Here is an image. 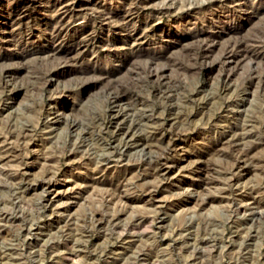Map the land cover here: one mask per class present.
<instances>
[{
    "label": "rangeland",
    "instance_id": "1",
    "mask_svg": "<svg viewBox=\"0 0 264 264\" xmlns=\"http://www.w3.org/2000/svg\"><path fill=\"white\" fill-rule=\"evenodd\" d=\"M0 129V264H264V0H0Z\"/></svg>",
    "mask_w": 264,
    "mask_h": 264
},
{
    "label": "bare ground",
    "instance_id": "2",
    "mask_svg": "<svg viewBox=\"0 0 264 264\" xmlns=\"http://www.w3.org/2000/svg\"><path fill=\"white\" fill-rule=\"evenodd\" d=\"M53 32V31H52ZM240 41H241V39H240ZM243 41V40H242ZM247 41V40H246ZM241 43V42H240ZM246 44V43H245ZM254 44V43H253ZM253 44H252V46H253ZM257 44V43H256ZM260 44V43H259ZM236 45V44H235ZM240 45V44H239ZM238 45V46H239ZM242 45H244V44H242ZM255 45V44H254ZM251 46V45H250ZM236 47H237V45H236ZM245 47V46H244ZM247 47V46H246ZM246 47L243 49V52L244 53H246L247 55H249V50H247L246 49ZM234 48V47H233ZM242 48V47H241ZM252 48V47H251ZM228 49H231L230 47L228 48ZM238 49V48H237ZM240 50V49H239ZM242 51V50H241ZM240 52V51H239ZM253 52V51H252ZM237 53V51H236V49H232V50H228V51H226V53H224L225 54V60H223V62L224 63H226L230 58H232L235 54ZM251 53V52H250ZM243 54V53H242ZM246 56V55H245ZM231 60V59H230ZM155 68V67H154ZM162 72V71H161ZM229 72H231V71H229ZM228 74H230V73H228ZM165 77V76H164ZM167 79V78H166ZM164 80V79H163ZM162 80V81H163ZM170 80V79H169ZM163 84V83H162ZM170 84V83H169ZM167 86H168V82H167V84H166ZM165 86V85H164ZM116 87H118V86H116ZM121 87V86H120ZM164 88V87H163ZM166 88V87H165ZM168 88V87H167ZM124 90V89H123ZM123 90H121L120 88H116V90H115V92H114V94H113V102H117L118 101V103H120L119 101H121V100H123V99H125L126 98V91L124 92ZM169 90V89H168ZM161 91H163V90H161ZM108 101V100H107ZM123 114H125V115H130V113L128 112V111H125ZM132 114V113H131ZM130 121V120H129ZM131 122V121H130ZM127 124V123H126ZM125 125V124H124ZM138 124H137V122H132V123H128V126H129V128L131 127V130H130V132L129 133H132L131 131H132V128H134L135 126H137ZM122 126H120L119 128H121ZM136 128V127H135ZM1 130V129H0ZM25 133H27V132H25ZM10 134H7V133H5L4 135H1L0 134V147H3V145L5 146V144H7L8 143V141H9V139H10V136H9ZM25 135V134H24ZM9 142H11V141H9ZM146 143V142H145ZM9 144V143H8ZM6 149H8V148H6ZM6 149L5 150H3V151H5L6 153H2L1 155H0V157H4V158H7V159H10L9 157H10V153L9 152H7L6 151ZM113 158V157H112ZM109 159V158H108ZM121 159V158H120ZM114 160V159H113ZM119 160V159H118ZM106 161V160H105ZM110 161V160H109ZM107 162V161H106ZM168 159H165V164L166 165H163L162 166V168H160V171H161V173H165V171H167V169H168ZM149 164V163H148ZM153 164V163H152ZM162 164V163H161ZM169 164H171V163H169ZM104 165V164H103ZM157 165V164H156ZM159 165V164H158ZM161 166V165H160ZM152 167H153V165H152ZM151 167V168H152ZM179 169V168H178ZM2 170V172L4 171V170H6V167L5 168H3V169H1ZM160 171H159V173H160ZM157 173H158V171H156ZM8 174H9V172H7ZM169 173V172H168ZM13 175H15L14 173L12 174V176ZM57 179V178H56ZM58 181V180H57ZM16 182V181H15ZM53 182H54V177H53V175H51V176H48V177H44V178H41V179H36V181L35 182H33L32 183V187H34V188H36V187H41L43 190H48V188L49 187H51L52 185H53ZM151 192V191H150ZM149 192V193H150ZM59 193V190H56V194H58ZM106 193V192H105ZM104 193V194H105ZM154 194V193H153ZM251 202V201H250ZM258 202V201H257ZM258 213V211H255V210H253L252 208H251V211H249V215H251V217L250 218H253L256 214ZM248 216V215H247ZM111 219V218H110ZM102 220V219H101ZM139 220V219H138ZM108 221V220H107Z\"/></svg>",
    "mask_w": 264,
    "mask_h": 264
}]
</instances>
